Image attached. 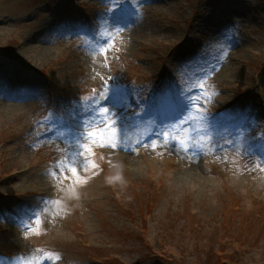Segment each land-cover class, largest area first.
Instances as JSON below:
<instances>
[{
	"label": "rangeland",
	"instance_id": "374dc122",
	"mask_svg": "<svg viewBox=\"0 0 264 264\" xmlns=\"http://www.w3.org/2000/svg\"><path fill=\"white\" fill-rule=\"evenodd\" d=\"M216 251L264 264V0H0V264Z\"/></svg>",
	"mask_w": 264,
	"mask_h": 264
},
{
	"label": "trees",
	"instance_id": "16d2710c",
	"mask_svg": "<svg viewBox=\"0 0 264 264\" xmlns=\"http://www.w3.org/2000/svg\"><path fill=\"white\" fill-rule=\"evenodd\" d=\"M162 248V247H161ZM221 250V249H220ZM216 253H218V262L219 263H221L224 259H226L220 252H217L216 251ZM182 257H184L183 255H182ZM208 258V257H207ZM170 260V259H169ZM201 262V261H200ZM200 262H195L196 264H201ZM172 264V263H171Z\"/></svg>",
	"mask_w": 264,
	"mask_h": 264
},
{
	"label": "snow or ice",
	"instance_id": "6c2138e0",
	"mask_svg": "<svg viewBox=\"0 0 264 264\" xmlns=\"http://www.w3.org/2000/svg\"><path fill=\"white\" fill-rule=\"evenodd\" d=\"M90 135H92V134L90 133Z\"/></svg>",
	"mask_w": 264,
	"mask_h": 264
}]
</instances>
